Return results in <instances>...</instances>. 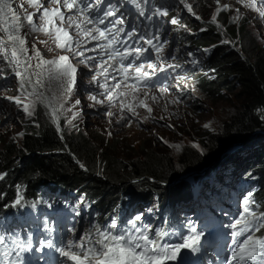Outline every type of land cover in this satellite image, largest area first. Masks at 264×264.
Instances as JSON below:
<instances>
[{"label": "snow or ice", "instance_id": "6c2138e0", "mask_svg": "<svg viewBox=\"0 0 264 264\" xmlns=\"http://www.w3.org/2000/svg\"><path fill=\"white\" fill-rule=\"evenodd\" d=\"M127 2L134 6L139 17L148 21H151L154 16L169 15L168 7L163 5L155 7L151 14L146 15L145 5L149 3V0H127ZM237 2L256 11L259 18L264 19V0H259V6H257V0H237ZM27 3L34 11L28 12L25 9L24 16L21 17L13 8L11 0H0V32L5 34L0 36V61L11 70L10 74L17 79L19 85L18 94L6 96L5 99L14 102L28 117L35 115L38 104L43 105L49 111L50 118L59 131L58 121L63 115L64 104L75 91L78 65H83L94 69L90 83H96L100 89H103L100 95L104 96V99H98L96 95H90L88 99L95 104L107 102L110 107L114 106V102L118 100L120 115L117 123L124 122L131 126L132 120L127 118V114L141 119L138 108H144L148 113L142 117L144 121L152 118L153 109L146 101L150 99L159 103L166 97L169 89L167 86H162L158 89L159 95H150V82L157 75V71L166 73L169 69L174 71L182 67L180 64H164L162 56L166 41L160 42L158 32L147 39L145 35L137 31V26H132L131 30L126 32L124 16L117 15L119 9L111 3L102 8L104 0H27ZM178 3L193 16L196 15L192 4L187 0H178ZM216 3L219 4V0H216ZM20 7L23 8V4ZM222 7L228 9L229 5L225 4ZM62 9L67 10L68 14L66 15ZM216 11L220 12L221 8L218 7ZM236 11L237 16L233 18L234 20L238 19L240 14L239 9ZM34 17L40 21L39 25ZM197 19L200 17L197 16ZM215 20L214 15L212 22ZM170 22L179 23L175 17ZM24 28H27L29 33L43 32L53 38L56 48L66 54L45 59L33 43V55L28 56V34H20ZM70 29H74L75 35L70 34ZM122 33L123 38H121ZM82 37L87 38L88 41H97L95 48L81 50ZM132 38H137V43L144 41L148 47H129L128 40ZM40 43L46 44L47 41H40ZM120 45L124 47L121 49ZM97 50L107 59H101L93 64L96 57L85 56L84 53ZM49 51L52 49L49 48ZM149 51L156 53V60L160 62L159 69L150 60L146 63H137ZM77 57L79 60L74 64L72 60ZM33 58L38 61L35 66L30 63ZM7 75L3 69H0V79H7ZM117 76L120 77L119 80ZM109 79L115 81L111 86L108 84ZM177 79L182 83L184 77H177ZM53 84L56 90H53ZM122 86L129 91H120ZM45 88L51 92L50 96L40 90ZM142 88L148 89L143 91L144 99H140ZM192 91L195 89L193 88ZM170 102L177 103L178 100L173 99ZM80 103L79 99L75 101L76 105ZM167 103L168 101L164 104L165 111H167ZM106 114L109 117L115 115L112 111ZM76 115L77 113H73V118ZM160 119L163 120L165 117L161 116ZM68 123L71 124L72 121ZM168 126L172 127V125ZM209 126L204 125L206 128ZM17 135L23 136L24 133ZM108 135H111V132ZM164 143L168 142L164 141ZM171 147L179 151L181 146L176 144ZM194 147L199 146L194 145ZM80 167L85 166L81 164ZM6 175V173H0V179ZM21 200L22 197L17 195L14 206L20 205ZM258 209L259 205L249 193L243 201L242 211L231 225L233 231L230 235L235 243L227 264H264V235H257L264 229V212H259ZM143 215V213L136 215L128 222L130 227L119 233L113 232L110 228L102 229L99 225H94L93 231L82 236L79 243L57 247L52 240H48L46 246L55 248L67 264H167L168 261L177 259L181 249H189L193 253L199 251V245L205 235L203 232H198L193 227L188 235L181 238L180 243L173 244L166 241V237L171 233L164 228L136 226V222L141 221ZM115 227L116 224L113 221L111 228ZM31 248L30 237L24 240L15 231L0 232V264H23V254Z\"/></svg>", "mask_w": 264, "mask_h": 264}, {"label": "trees", "instance_id": "16d2710c", "mask_svg": "<svg viewBox=\"0 0 264 264\" xmlns=\"http://www.w3.org/2000/svg\"><path fill=\"white\" fill-rule=\"evenodd\" d=\"M204 1L189 0L197 10H203ZM220 8L218 26L203 16L198 23L184 14L183 21L196 33L177 34L183 48L207 49L204 67L214 70L215 80L200 77L201 94L209 101L222 99L227 93H234L236 98L233 113L222 128L215 133L204 130L199 135L203 151L183 147L181 152L171 153L154 136H144L145 140L133 146L112 137L91 138L80 132L73 135L60 120L57 131L49 111L38 105L22 131L24 135L0 143V173L7 174L0 179V212L9 207L17 189L23 191L26 201L33 202L46 186L96 197L95 208L101 215L108 214L124 195L145 200L155 193H160L162 199L178 196L189 185L184 179L186 174L217 165L233 146L239 148L233 158L234 171L247 170L261 185L264 208V46L248 20H234L233 10ZM179 15L169 9L170 17ZM197 106H190L196 116ZM157 145L162 149L154 147Z\"/></svg>", "mask_w": 264, "mask_h": 264}, {"label": "rangeland", "instance_id": "374dc122", "mask_svg": "<svg viewBox=\"0 0 264 264\" xmlns=\"http://www.w3.org/2000/svg\"><path fill=\"white\" fill-rule=\"evenodd\" d=\"M13 2L12 6L16 8L17 14L24 16L25 8H28L27 0H11ZM188 3L192 2L187 0ZM203 4V10H197L194 5L193 11L196 13L193 16L186 9V13L192 16L193 19H197V16L206 18L207 21H212V17L215 15L217 17L218 12L216 9L225 4L229 5V9L235 12L234 17L237 16L236 10H239V18H243L248 20L251 24L252 28L255 30L257 37L260 40V44L264 46V25L260 22L261 19L257 18L254 14H252L247 7L238 3L237 0H219V4L216 3V0H205ZM23 4V8L20 5ZM191 4V3H190ZM180 8H183V5L178 4ZM177 6V7H178ZM184 9V8H183ZM206 10V11H205ZM180 10L177 9V12ZM257 13V12H256ZM258 14V13H257ZM201 15V16H200ZM200 19H197V22H201ZM11 20V15L9 14V21ZM243 20L242 23L245 21ZM203 22H205L203 20ZM215 25H219L217 18L215 22H212ZM186 26V27H185ZM222 30V27H221ZM177 33H181L183 36L195 35L196 31L191 29L188 25H178L175 29ZM21 35H27V46H28V56L33 55L32 45L35 43L36 48H38L43 57L45 59H52L55 57V44L54 41L48 37L39 36V35H31L24 28L21 30ZM5 35L3 32H0V36ZM39 36V37H38ZM40 41H47L46 44L40 43ZM176 41L182 42L177 37ZM49 48L52 51H49ZM201 54V52L198 51ZM37 59L33 58L30 63L33 66L37 63ZM0 69H3L5 73H7V78H10V69L7 65L0 61ZM83 79L86 76L82 73ZM210 79L213 78V74H210ZM82 79V80H83ZM5 80V79H0ZM184 88L189 89L191 92L190 101L191 105L197 106L199 111L197 116L194 112V108L188 106L184 100H178V95L168 93L165 98H162L159 103H155L148 99L146 102L152 107V113L149 120L144 121L142 117L148 115L146 109L138 108L137 111L140 114L141 119H137L136 117H131L130 114H127V118L132 120L131 126H128L127 123L121 122L117 123V119L120 115L119 112V102L110 110L104 109L102 111L96 110L95 107L90 106L88 101L84 100V94L77 91H74L72 97L64 104L63 115L60 116L59 120L65 126L70 134L75 135L77 132H80L84 135H88L92 138H113L116 141L123 140L126 143H130L133 146H137L141 140H145L144 136H154L162 143V148H166L168 152H181L183 147H194V145H198L200 151L204 150V145L202 144L200 134L203 131L207 130L210 133L217 132L222 126L223 123L229 118L230 114L233 113L234 104H235V96L234 93H227L225 97L217 100H208L205 98L200 91L196 88L195 83L186 82L184 83ZM9 87V88H8ZM18 81L12 76L9 81V85L5 88V90L0 91V143L8 140H18L20 136L18 133H21L26 127H28L27 120H31L32 117H28L21 108H18L14 102L5 99L6 96H15L18 94ZM53 90H56L55 84L52 85ZM195 91H192V89ZM44 91L47 95H51V92H48L47 89H40ZM122 91H129L128 89L122 88ZM156 94L159 95L158 90L150 91V95ZM57 95L59 92L57 91ZM23 99V97H22ZM79 99L81 103L79 105L75 104V101ZM131 101V97L128 98ZM140 99H144L143 91L140 93ZM173 99H177V103H171L170 101ZM167 103V111L164 110V104ZM39 105V104H38ZM37 105V106H38ZM36 106V108H37ZM43 106V105H42ZM99 107H101L99 105ZM94 108L92 110H89ZM92 111L96 112L97 115L93 114ZM112 111L115 113L113 117L107 116V112ZM73 113H77L75 118H73ZM24 116V117H23ZM163 116L165 119L161 120L160 117ZM72 121L71 124L68 121ZM27 121V122H26ZM59 123V121H58ZM205 124L210 125L209 127H204ZM168 125H172L169 127ZM197 126V129H196ZM111 132V135L108 133ZM182 132L185 135H182ZM161 137L163 139H161ZM119 139V140H118ZM167 141L168 143H164ZM122 142V141H119ZM159 142V141H158ZM164 143V144H163ZM180 145V150L171 147V145ZM155 148L158 147L154 146ZM157 148V149H162ZM217 183L214 182L211 187L216 186ZM225 189V187H223ZM196 195V193H195ZM198 198V196L196 195Z\"/></svg>", "mask_w": 264, "mask_h": 264}, {"label": "clouds", "instance_id": "9594fccd", "mask_svg": "<svg viewBox=\"0 0 264 264\" xmlns=\"http://www.w3.org/2000/svg\"><path fill=\"white\" fill-rule=\"evenodd\" d=\"M177 9L178 10H180L179 12H178V14H180L179 15V20H180V23L179 24H176V25H187L183 20H184V14L186 15L187 13H186V11H185V9H183V8H180V6L179 7H176L175 8V10L177 11ZM181 9L182 10H184V12H181ZM240 9V8H239ZM248 10L252 13V14H254L257 18H259V15L256 13V11H254V10H252V9H249L248 8ZM177 18V17H176ZM259 19H261V18H259ZM263 25H264V19H261V21H260ZM175 31V30H174ZM178 33H174V36H175V41H176V39H177V37H178V35H177ZM177 43H178V41H176ZM181 44V43H180ZM188 45V44H187ZM55 56H56V54H55ZM207 68H209V67H204L203 69L202 68H200L201 70H198V72H197V70H195L194 71V76L192 77V80L194 81V83H195V85H196V88L198 89V91H199V87H198V82L202 79V78H205V79H207V80H215V78L214 79H210V78H206V76H204V74H205V70H207ZM212 69V68H211ZM200 77H202V78H200ZM10 78H12V75H10ZM10 78L8 79H5V80H0V86H1V84H2V82L4 83L3 84V86L1 87V89H0V91H3V90H5V88L9 85V81H10ZM190 95H191V92H190V90L188 89L187 90V92H185L182 96H183V99L182 100H186L185 101V103L188 105V106H190V103H188L189 101H190ZM85 100V99H84Z\"/></svg>", "mask_w": 264, "mask_h": 264}, {"label": "bare ground", "instance_id": "6f19581e", "mask_svg": "<svg viewBox=\"0 0 264 264\" xmlns=\"http://www.w3.org/2000/svg\"><path fill=\"white\" fill-rule=\"evenodd\" d=\"M12 4H13V2H12ZM14 9H15V11H16V8L15 7H13ZM168 18H169V16H168ZM8 20H9V15H8ZM178 27V25H168V29H171V30H175L176 28ZM31 35L32 34H34V33H30ZM39 37V36H38ZM45 37V36H44ZM9 88V87H8ZM24 117V116H23ZM27 121H29V120H27ZM26 121V122H27ZM31 125V124H30ZM86 138V137H85ZM92 138V137H91ZM87 140V139H86ZM21 141V140H20ZM88 141V140H87ZM86 142V141H85ZM91 142V141H90ZM87 143V142H86ZM94 143V142H93ZM87 146V145H86ZM92 146V145H91ZM88 148H90V147H88ZM87 150V149H86ZM93 152V151H92ZM127 152V151H126ZM93 154V153H92ZM89 155V154H88ZM88 155H87V157H88ZM225 155V154H224ZM24 156V155H23ZM90 156V155H89ZM86 157V156H85ZM91 157V156H90ZM89 157V158H90ZM85 160V159H84ZM99 160V159H98ZM119 160H121V159H119ZM133 161V160H132ZM124 162V161H123ZM96 163V162H95ZM132 163V162H131ZM123 165V164H122ZM131 165H133V164H131ZM85 171V170H84ZM92 171V170H91ZM160 177V176H159ZM163 179V178H162ZM146 183V182H145ZM154 184V183H153ZM261 186V185H260ZM259 186V187H260ZM75 188V187H74ZM220 189H223V187H221ZM260 189V188H259ZM225 191H226V193H227V195L225 196V201H226V203L229 205V204H231L232 203V197H231V195H230V192L228 191V189H226V187H225V189H224ZM151 192V191H150ZM159 192H160V190H159ZM145 194V193H144ZM162 194V193H161ZM71 198H74V196L72 195V196H70ZM68 198H66L64 201H66ZM145 199V198H144ZM58 205H60V204H62L63 203V200H62V198H58L57 199V202H56ZM222 205H225V203H222ZM226 206V205H225ZM50 208L49 207H44V212L45 211H48ZM228 213L229 212H227V214H225V217L228 215ZM220 216H221V214H220ZM74 231H76V229L74 230Z\"/></svg>", "mask_w": 264, "mask_h": 264}, {"label": "water", "instance_id": "95a60500", "mask_svg": "<svg viewBox=\"0 0 264 264\" xmlns=\"http://www.w3.org/2000/svg\"><path fill=\"white\" fill-rule=\"evenodd\" d=\"M209 166H212V164H210Z\"/></svg>", "mask_w": 264, "mask_h": 264}]
</instances>
